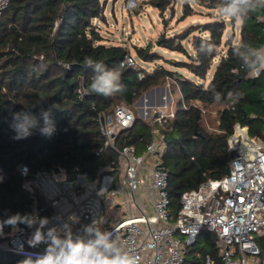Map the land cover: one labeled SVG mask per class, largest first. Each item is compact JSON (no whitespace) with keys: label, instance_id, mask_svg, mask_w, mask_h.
I'll return each instance as SVG.
<instances>
[{"label":"trees","instance_id":"trees-1","mask_svg":"<svg viewBox=\"0 0 264 264\" xmlns=\"http://www.w3.org/2000/svg\"><path fill=\"white\" fill-rule=\"evenodd\" d=\"M151 2L161 10L170 4V0ZM195 2L216 9L220 0ZM106 8L104 0H11L3 12L0 18V220L2 214H23L34 209L33 198L23 188L24 178L18 172L20 165L30 168V176L38 170L62 168L73 178L81 172L95 176L117 161V153L106 144L100 117L112 114L122 104L134 111L138 97L160 85L165 78L173 81L174 90L178 89L182 96L181 106L172 120L164 125L157 121L151 125L136 118L132 128L117 135L115 146L134 145L138 154H143L153 141V130H159L163 141L160 166L169 173L168 192L174 217L181 207L183 192L227 174L229 140L236 124L247 127L251 136L264 139V73L258 78H249L231 52L232 48L239 50L242 40L244 48L264 46V10L251 14L241 25L240 40L236 44L234 37L225 40V19L210 13L213 20L192 24L183 33L160 44L172 52L186 54L190 61L176 62V67L187 69L200 80L207 78L218 59L206 85L163 67L153 73L141 67L139 70L122 67L121 62L129 50L122 45H106L94 23L105 19ZM182 12V19L197 13L188 1ZM205 33L208 35L203 36ZM189 38H192L194 55H189L182 44ZM202 44L210 45L212 50L201 52ZM221 47H227L225 54H219ZM137 50L139 56L149 54L148 49ZM149 57L162 58L156 53ZM89 58L108 68L119 67L123 91L110 97L89 91L92 70L85 67V60ZM140 70L145 74L142 79L138 78ZM80 90L85 93L81 95ZM237 91L241 93L237 101L216 103L213 99L214 93L227 96ZM41 98L44 102L35 106ZM199 103L205 109L220 108L218 131L205 127V114ZM52 104L61 110H53L56 132L51 137L35 131L26 139H13L15 133L9 127L13 112L39 113L41 107L47 109ZM37 199L40 205L46 204L39 193ZM4 232L0 242L7 238L9 227H5ZM202 234L212 235L207 231ZM196 245L187 253L188 264H205L208 254L219 259L217 237L211 238L199 255L190 258L188 255ZM22 259L24 257L0 250V264H18Z\"/></svg>","mask_w":264,"mask_h":264},{"label":"built area","instance_id":"built-area-1","mask_svg":"<svg viewBox=\"0 0 264 264\" xmlns=\"http://www.w3.org/2000/svg\"><path fill=\"white\" fill-rule=\"evenodd\" d=\"M10 2L0 0V18ZM138 6L139 0H127V9ZM121 66L140 69L130 52ZM144 76L140 70L138 78ZM154 115L161 125L169 122L160 109ZM99 121L106 144L117 153V161L95 176L81 172L69 178L62 168L38 170L30 176L27 165L18 167L24 178L23 188L34 200V209L40 216L52 218L48 227L59 223L57 215L66 221L74 217L78 222L72 226L77 232L102 216L107 222L100 226L116 230L122 244L140 264H188V251L207 231L217 237L222 251L219 262L208 254L205 264H264V139L251 136L247 127L236 124L228 147L229 174L183 192L181 207L174 217L168 192L169 173L160 166L163 141L159 130H153L152 143L138 154L134 145L115 146L117 135L136 122L132 109L118 105ZM151 157L154 161L150 164ZM37 193L43 196L45 205L39 204ZM20 228L23 231L15 234L9 228L0 250L24 257L16 250L23 243L25 252L43 253V245L34 249L26 243L32 229L23 225Z\"/></svg>","mask_w":264,"mask_h":264},{"label":"clouds","instance_id":"clouds-1","mask_svg":"<svg viewBox=\"0 0 264 264\" xmlns=\"http://www.w3.org/2000/svg\"><path fill=\"white\" fill-rule=\"evenodd\" d=\"M264 10V0H220L216 8V15L221 19H228L243 25L251 14ZM210 45L202 44L201 52L211 51ZM233 57L239 61L241 69L249 78H258L264 73V46L259 48L249 45L232 48ZM70 67V66H68ZM85 67L92 70L91 82L88 90L103 97H110L123 91L121 83V70L119 67L108 68L103 63L92 59L85 60ZM87 94V93H86ZM241 93L232 92L227 96L214 93L216 103L237 101ZM44 99H38L35 106L41 105ZM61 110L58 105L52 104L47 109L40 108L39 113L31 111L13 112L10 129L15 133L13 139H26L39 131L42 136L51 137L56 132L52 120L53 110ZM52 218L40 216L38 210L31 212H17L0 220V237L5 236L4 229L9 227L13 234L22 232L20 225L32 229L26 243L29 248L44 246L43 253H29L24 251L23 243L18 245L17 253L25 258L18 264H140L139 259L133 255L121 242L118 232L104 229L100 225L107 222L102 216L92 219L83 225L80 231H73V223L78 222L74 217L64 220L57 215L59 223L48 227Z\"/></svg>","mask_w":264,"mask_h":264},{"label":"rangeland","instance_id":"rangeland-1","mask_svg":"<svg viewBox=\"0 0 264 264\" xmlns=\"http://www.w3.org/2000/svg\"><path fill=\"white\" fill-rule=\"evenodd\" d=\"M104 1L107 4L104 14L105 19L95 20L94 23L99 27V33L104 37V43L106 45H122L126 47L136 59L138 65L146 72L153 73L157 69H160V67H163L172 72L177 71L183 77L191 78L197 83L205 82L207 85L218 63V59L212 65L211 76H209L210 74L208 72L207 78L205 80H200L195 78L187 69L176 67V62L190 61L186 54L178 51L172 53V51L166 49L160 44L168 38H173L174 36L183 33V31L192 24L207 23L208 21L213 20V17H209V13L211 15H216V9H208L200 6L195 0H170V4H168L165 10L158 9L155 5H152V0H139V6L135 10L127 9V0ZM186 1L190 3L191 7H193L197 13L186 19H182V9ZM225 23L227 26L225 40H227L228 37H234V43H238L240 40L241 25L239 23L232 25L231 21L228 19H225ZM202 35L207 36L208 33ZM191 39L192 38L183 40L182 44L187 49L189 55H194ZM138 48L148 49L149 54L144 57L139 56ZM226 50L227 47H221L219 54H225ZM154 53L161 55L162 58L153 59L152 57H149ZM173 86V81L165 78L164 81L161 80L160 85L151 87L142 93L134 104L136 118L146 120L153 125L155 122V110L160 109L168 116L169 120H172L171 114L175 113V111L181 106L182 102L181 93L178 89L174 90ZM155 87L165 88L168 90L166 92L169 94L165 95L166 99L164 100L163 105L156 107V109L150 107L151 109L148 116L141 118L142 111L145 110L148 104L147 93ZM201 108L205 114V127L209 131H218L217 127L219 124L220 108L217 106H209L205 109L202 104ZM262 130L264 132V126ZM214 237L215 235L213 234L210 237L202 234L201 241L196 245L195 250L190 251L188 256L191 258L199 255V251L204 246L208 245L211 238L213 239ZM262 245L264 247V240H262ZM221 251L222 248L219 247L218 252L220 253Z\"/></svg>","mask_w":264,"mask_h":264},{"label":"crops","instance_id":"crops-1","mask_svg":"<svg viewBox=\"0 0 264 264\" xmlns=\"http://www.w3.org/2000/svg\"><path fill=\"white\" fill-rule=\"evenodd\" d=\"M197 24V23H195ZM173 53V52H172ZM215 63V62H214ZM214 72V71H213ZM209 76H211V69L209 71ZM193 75V74H192ZM213 75V74H212ZM208 76V77H209ZM212 78V77H211ZM211 80V79H210ZM209 80V81H210ZM205 83V82H204ZM168 91L165 88H159V87H155L152 88L148 93H147V106L145 108L144 111H142V115L141 118H144L146 116H148L149 112H150V107H153L154 109H156V107H160L161 105L164 104V100L166 99L165 95H167L168 93L166 92ZM168 99H169V95H168ZM154 161V157H151L149 159V162L151 164V162ZM2 177L0 176V179Z\"/></svg>","mask_w":264,"mask_h":264},{"label":"water","instance_id":"water-1","mask_svg":"<svg viewBox=\"0 0 264 264\" xmlns=\"http://www.w3.org/2000/svg\"><path fill=\"white\" fill-rule=\"evenodd\" d=\"M169 94V93H168ZM102 120V123H103V118L101 119ZM227 174H229V169H228V171H227ZM7 215H5V214H2V218H1V220H4V219H7Z\"/></svg>","mask_w":264,"mask_h":264}]
</instances>
